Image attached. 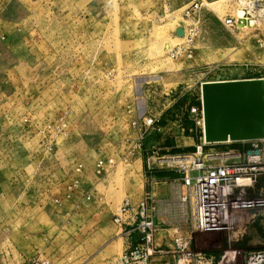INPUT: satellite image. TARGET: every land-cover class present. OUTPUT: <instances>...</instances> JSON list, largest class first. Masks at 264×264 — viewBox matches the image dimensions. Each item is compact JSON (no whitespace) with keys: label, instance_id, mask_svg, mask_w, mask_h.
Here are the masks:
<instances>
[{"label":"rangeland","instance_id":"rangeland-1","mask_svg":"<svg viewBox=\"0 0 264 264\" xmlns=\"http://www.w3.org/2000/svg\"><path fill=\"white\" fill-rule=\"evenodd\" d=\"M248 1L252 0L6 2L0 13L1 260L7 259L8 252L14 262L7 264H22L48 248L52 264H82L87 242L103 228L100 212L111 205L125 201L135 205L142 200L147 177L139 160L141 145L146 140L165 144L167 137H178L181 146L154 155L156 166L171 174L166 190L162 188L154 197L161 229L169 230L165 233L171 238L174 234L183 239L192 236L191 249L204 250L206 258L214 255L219 262L226 250L243 249L242 256L231 255L232 264H246L250 253L264 250V227L258 225L260 220L264 224V165L250 164L256 169H249V176L256 182L236 196L255 202L250 207L231 206V228L220 235L194 231L191 190L182 180L184 168L193 161L189 156L194 155L185 149L194 148L187 145L197 144L201 136L190 108L200 101L202 83L264 77V42L255 29L264 26V0H255L259 11L253 13L247 29L224 24L226 19H239L237 12L248 8ZM194 2L203 7L189 17L186 10ZM189 25L195 26L197 35L188 43L178 30ZM38 31L40 36L35 37ZM5 34L9 37L3 39ZM177 46L185 48L183 56L173 55ZM169 74L177 75L176 83L165 82ZM178 85L179 90L189 86V96L179 100L178 95L167 96ZM168 104L169 110L157 119L168 120L169 135L161 137L166 131L152 130L160 123L146 132L144 120L151 110L158 114ZM59 116L66 127L54 134L52 151L47 153L40 130ZM26 118L31 121L27 126ZM18 128L20 132H14ZM234 146L246 149L252 144L208 147L203 152L206 164L222 160L248 165L241 158L229 159L243 155ZM259 146L264 148V142ZM216 155L224 156L210 160L209 156ZM55 160L61 164L52 170ZM100 161L102 169L97 167ZM78 165L82 166L79 172ZM191 176L195 179L199 173ZM72 180L82 185L69 193L66 186ZM177 185L188 198L185 219L180 203L174 204L169 194L171 187L175 198ZM39 190L49 195L32 194ZM86 192L91 193L90 201ZM99 193H104L101 203ZM110 226L111 232L117 229L113 219ZM219 237L229 244L219 245ZM19 254L26 259L22 261Z\"/></svg>","mask_w":264,"mask_h":264},{"label":"built area","instance_id":"built-area-1","mask_svg":"<svg viewBox=\"0 0 264 264\" xmlns=\"http://www.w3.org/2000/svg\"><path fill=\"white\" fill-rule=\"evenodd\" d=\"M9 2V0H0V13L3 6ZM203 4L194 2L187 10V16H196L202 9ZM224 24L228 28H237L239 21L237 19L229 18L224 21ZM197 35V29L194 25H189L187 29H184V36L188 39V43L194 39ZM184 37V38H185ZM185 48L177 46L173 50V55L176 57L183 56ZM201 106H191L190 115L192 121L198 130L200 136L199 143L195 145L196 152L193 153L191 165L184 168L183 185L191 190L190 199L192 203V219L194 231L199 233L210 234H225L230 230L231 225V213L230 207H250L255 201H243L242 197H237L236 194L244 192L246 187H253L256 180L249 176V169L255 170V166L251 163H259L264 165V148L259 146V143L264 141H249L252 147H249L247 151L243 152V155L236 154L229 157L243 159L248 165L243 166L239 164L223 163L221 160L219 164L207 165L203 157L204 146L207 144L204 141V115L202 107V99L200 96ZM158 119L152 116L147 117L144 120V126L146 132L155 127L158 123ZM24 125L31 124L29 119L24 120ZM65 120L62 116L54 119L53 121L45 124L40 132L43 135L42 143L47 153H50L53 148V136L55 133H60L65 129ZM245 143V142H242ZM224 144H231L224 143ZM220 145V144H213ZM251 152V154H248ZM255 152H258L257 154ZM224 155L209 156L210 160H219ZM228 156V155H227ZM227 159V160H229ZM109 163L114 165V160L110 159ZM104 162L100 161L97 164L99 169H102ZM82 169L81 165H78L76 171L79 172ZM189 170V171H188ZM198 172L199 176L195 179L192 178V172ZM81 183L78 180H72L67 183L66 189L69 193L75 192L80 189ZM154 193L147 192L144 198L137 206V221L135 231L139 234L140 239L136 245L124 252L120 258L121 264H148L151 257L157 254H165V250L155 246V239L158 232V227L155 222L156 205L154 203ZM85 198L90 201L91 193L87 192ZM182 200L187 203L188 198L184 197ZM131 208L130 202L125 201L120 207L117 215L114 218V222L117 225H121L123 221V214ZM227 233V232H226ZM193 240L192 236H188L185 239L177 236L174 238L173 245L175 249V256L177 258L176 264H192L194 261L202 262L205 260L204 250L191 249L190 244ZM229 240L227 239V245ZM239 253L242 256L243 249H230L224 252L222 260L218 264H232L231 255L233 253ZM230 255V261L228 256ZM0 264H3L0 259ZM22 264H52L48 260L40 257L32 258L25 261ZM246 264H264V250L258 252H252L246 257Z\"/></svg>","mask_w":264,"mask_h":264},{"label":"crops","instance_id":"crops-1","mask_svg":"<svg viewBox=\"0 0 264 264\" xmlns=\"http://www.w3.org/2000/svg\"><path fill=\"white\" fill-rule=\"evenodd\" d=\"M247 26L243 27V30L247 29L248 28ZM255 29H257L258 38L264 42V26L261 28L257 27ZM37 34H36L37 36H35V37L40 36L39 31L37 32ZM7 35L6 34L3 35V39H6ZM8 37H9V35H8ZM18 66L21 67L23 65L18 64ZM261 78H264V77H261ZM165 79H166L165 80L166 83H176L177 75L176 74H169L166 76ZM231 80H237V79H227L224 81H231ZM206 82H216V81H206ZM179 88H180L179 85L173 87L172 89H170L168 91L167 96L178 95V100L183 98V97L189 96V94L191 92L189 86H187V88L185 87L183 90H179ZM169 107L170 106L168 104V106H166L158 114L157 113L155 114L154 110H151V112H150L151 116H153L155 118H158V117L160 118L169 110ZM168 127H169L168 123L166 125L160 124L156 128H153L152 130L160 132V133L166 131L165 134L164 133L161 134V137H165V136L167 137L169 135L167 130H166ZM14 132H20V128L14 130ZM165 141H166L165 144L156 143V142H149V143L144 142L140 147V154H139L140 159L139 160H140L142 170L144 171V173L146 174V177H147V179L145 181V184L146 183L147 184L144 185V195L147 192H153L154 195L157 196V192H159V190H162V188L164 189V187L168 186L167 183H168V180L170 178L166 177V176L163 177L161 175H158V171H163V170L156 166L157 165L156 160H158V158H156L154 155L158 154V151H162V150L170 151L172 149H175V146H181V145L179 144L180 140L178 139V137H174V138L171 137L170 139L167 137V138H165ZM193 143H195V142L193 141ZM198 143H199V141H197V144ZM6 144L10 145L11 142L8 141ZM195 145L190 143L187 146H195ZM160 146H167V147L162 148ZM248 148L249 147L244 149L243 152L247 151ZM145 160H146V163H145ZM51 163H52V167H51L52 170L54 167H57L61 164L60 161H56V160L52 161ZM40 182H41V180H40ZM43 183H45V182L43 181ZM168 189H169L170 198L175 200L174 204L179 205L180 201H179V199H176L177 196L175 195V198L172 196V193H171L172 188L169 187ZM46 190L47 189H44V191H46ZM164 190H166V188ZM42 191L43 190H41V191L39 190V191L34 192L32 194L37 195L38 197H43V196L47 197V195H49V194H44ZM26 194H28V191L26 192ZM98 195H100L99 196L100 197L99 202L100 203L103 202L104 193H99ZM144 195H143L142 199L144 198ZM174 204L171 206H174ZM122 205H123L122 203L120 206L119 205L118 206L111 205V206H109L108 209L102 210L100 212L101 217H103V219L101 220V222L104 223L103 228L100 230V233L96 238H92L91 240H89L87 242L86 250H85V257L82 258L83 259L82 264H121L120 258L122 256V254L124 253V251L126 252L127 250L133 248L136 245L137 241L140 239L139 234L135 231L136 221H137L136 205H138V202L135 205L130 204L131 208L129 210H127L126 213L123 214L122 224L121 225L116 224L117 229L115 231L111 232V230H110L111 229L110 220L113 219V221H114V218L117 215V213H118V211ZM15 210H24V208L23 207L20 209L17 208ZM106 211H109V213L111 215L108 216L107 215L108 212H106ZM159 213H160L159 207L157 208V204H156L155 222H156L157 227H158V232H157V236L155 239V246L158 248L166 247V250H165V254H157V255L151 257L149 260V264H172V263L175 264L176 263V256H175L174 245H173V247H170V246H168V243L173 244L174 238L177 236H175V234H174L173 237L174 236L175 237L171 238L169 234L165 233L169 230L161 229L160 222L157 221V217H158ZM95 216L98 217L97 214ZM108 223H109V225H108ZM258 225L264 227V224H262V220H260ZM218 239H219L218 240L219 245H222V244L224 246L227 245V241L225 240L226 239L225 237H223V240H221V237H219ZM119 247H121V251H122L121 255H119ZM8 255L9 254L7 252V255H6L7 259H5V261L6 262H11V261L14 262L13 256L8 257ZM51 256H52V254L48 252V248H47V251H45V253H43V255L40 257L48 260V257H51ZM205 256H206V254H205ZM19 258L23 259L22 261H24L26 259L24 254H19ZM34 258H36V257H34ZM1 261L3 264H7L3 259ZM18 262L19 261H16V263H18ZM218 263H219V261L217 260V257L214 255L209 256V258L205 257V260L202 262H197V264H218Z\"/></svg>","mask_w":264,"mask_h":264},{"label":"water","instance_id":"water-1","mask_svg":"<svg viewBox=\"0 0 264 264\" xmlns=\"http://www.w3.org/2000/svg\"><path fill=\"white\" fill-rule=\"evenodd\" d=\"M251 23L245 18L238 25ZM201 99L207 145L264 141V78L205 82Z\"/></svg>","mask_w":264,"mask_h":264},{"label":"bare ground","instance_id":"bare-ground-1","mask_svg":"<svg viewBox=\"0 0 264 264\" xmlns=\"http://www.w3.org/2000/svg\"><path fill=\"white\" fill-rule=\"evenodd\" d=\"M242 5H243V2H242ZM259 5H260V3H259ZM259 5H258L257 2H255V0L254 1L252 0L251 2L247 3L248 8H246V9L245 8H241L240 10H238L237 17L239 19H237V20L240 21V20H243L245 18H247V20H251L250 18H248V15L253 16V13L256 10L259 11ZM261 15H264V9H262V14ZM246 26L238 25V28H241V27L243 28V27H246ZM175 195L177 196L176 199H179V201H180L181 213H182L183 219H185L186 216H187V204L182 200V198H183V189H182L181 185H177L175 187ZM228 261H230V255L228 256Z\"/></svg>","mask_w":264,"mask_h":264},{"label":"trees","instance_id":"trees-1","mask_svg":"<svg viewBox=\"0 0 264 264\" xmlns=\"http://www.w3.org/2000/svg\"><path fill=\"white\" fill-rule=\"evenodd\" d=\"M187 99H183L182 100V102L184 103L185 101H186ZM193 106H198V107H200L201 106V102L200 101H197L195 104H193ZM169 114H170V112H168ZM171 117H172V119H173V115H170ZM165 121H168V120H166V119H161V120H159L158 121V123H160V124H162V125H164L165 124ZM166 125V124H165ZM199 141V140H198ZM147 143H149L148 141H146ZM236 145V144H235ZM208 147H218V145H207V146H204V150H206V149H208ZM234 147H238V148H240V150H244L245 149V147L242 149V147L241 146H234ZM173 150H175V149H173ZM173 150H171V151H173ZM185 150H187V153H189L188 151H191V150H193V152L192 153H195L196 152V148L194 147V148H187V149H185ZM180 153H182V152H180ZM145 163H146V160H145ZM158 175H161V176H166V177H169V178H171V174H169V172H167V171H165V170H163V171H158Z\"/></svg>","mask_w":264,"mask_h":264}]
</instances>
